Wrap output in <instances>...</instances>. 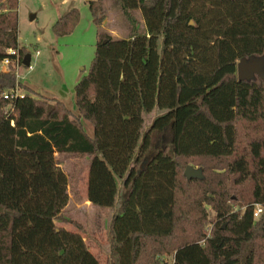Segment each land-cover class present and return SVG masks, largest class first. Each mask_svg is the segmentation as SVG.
I'll list each match as a JSON object with an SVG mask.
<instances>
[{
	"label": "trees",
	"instance_id": "trees-1",
	"mask_svg": "<svg viewBox=\"0 0 264 264\" xmlns=\"http://www.w3.org/2000/svg\"><path fill=\"white\" fill-rule=\"evenodd\" d=\"M19 1L0 0V62L29 53ZM115 2L124 38L102 28L105 0L89 2L98 40L76 111L35 91L5 99L28 87L0 71V264H102L64 226L82 228L65 216L84 199L71 157L88 159L87 200L113 211L106 264H264V82L237 75L264 51V0ZM80 18L71 8L54 34Z\"/></svg>",
	"mask_w": 264,
	"mask_h": 264
},
{
	"label": "rangeland",
	"instance_id": "rangeland-1",
	"mask_svg": "<svg viewBox=\"0 0 264 264\" xmlns=\"http://www.w3.org/2000/svg\"><path fill=\"white\" fill-rule=\"evenodd\" d=\"M105 3L108 14L106 23L104 22V27L102 26L103 30L113 38L127 37L130 27L115 0H105ZM88 4V0L19 1V42L28 49L34 65L32 70L27 66L20 68L19 81L28 87L21 90L22 92L33 95L35 91L46 98H57L65 102L71 110L76 111L75 86L90 71L98 40V28L92 21ZM73 6L81 14L77 27L69 35L56 36L53 25L58 20V11L64 15ZM134 14L140 20L143 30L144 24L140 13L136 11ZM37 51H40L38 55ZM86 125L87 131L91 133L92 126L88 122ZM61 166L70 179L83 170L79 184L86 199L88 159L71 157L64 160ZM112 214L111 208L88 205L84 199L79 207L73 197L65 214L67 219L75 221L82 228L72 223L64 226L71 231L81 232L91 252L102 264H106L110 251L106 232Z\"/></svg>",
	"mask_w": 264,
	"mask_h": 264
},
{
	"label": "water",
	"instance_id": "water-1",
	"mask_svg": "<svg viewBox=\"0 0 264 264\" xmlns=\"http://www.w3.org/2000/svg\"><path fill=\"white\" fill-rule=\"evenodd\" d=\"M30 61L31 54L28 53L25 55L23 61L25 66L28 67ZM237 75L239 81L252 83L262 80L264 82V51L262 53L242 57L237 63ZM185 175L189 180L192 178H204L202 169L196 168L192 165L187 166Z\"/></svg>",
	"mask_w": 264,
	"mask_h": 264
},
{
	"label": "built area",
	"instance_id": "built-area-1",
	"mask_svg": "<svg viewBox=\"0 0 264 264\" xmlns=\"http://www.w3.org/2000/svg\"><path fill=\"white\" fill-rule=\"evenodd\" d=\"M8 52L10 54H12L14 57L13 58L7 57V58L3 59V61L0 62V71L3 73H9L11 71V66H14L15 67V75L19 81L20 68L25 66V64L23 62L24 59L21 62V57H20L18 50H9ZM39 53L40 52L37 51V55ZM33 66L34 65L32 64V58H31L30 65L28 66V68L30 70H32ZM24 96H25V93L21 91V89L19 88L18 85L14 89H12L11 91H7L4 93V98L7 100H11V101L19 99V98H23ZM262 210H263V207L260 204H258L256 206L255 211H254V216L258 217L262 213Z\"/></svg>",
	"mask_w": 264,
	"mask_h": 264
},
{
	"label": "crops",
	"instance_id": "crops-1",
	"mask_svg": "<svg viewBox=\"0 0 264 264\" xmlns=\"http://www.w3.org/2000/svg\"><path fill=\"white\" fill-rule=\"evenodd\" d=\"M90 1H91V0H88V2H90ZM88 6H89V4H88ZM73 7H75V6H73ZM73 7H71V8H73ZM71 8H69L68 11H69ZM58 13H59V17H58V19H59L63 14H62L60 11H58ZM64 14H65V13H64ZM92 21H93V20H92ZM104 22L106 23V20H105ZM105 23H104V24H105ZM94 25H95V24H94ZM95 26H96V25H95ZM96 27H97V26H96ZM103 27H104V25H103ZM103 27H102V28H103ZM97 31H98V30H97ZM39 52H40V51H39ZM31 58H32V57H31ZM85 196H86V199H85V197H84V201H86V203H87L88 205H93L90 201L87 200V194H86ZM81 203H82V202H81ZM81 203H78V204H79V207H80V204H81ZM69 204H70V203H69Z\"/></svg>",
	"mask_w": 264,
	"mask_h": 264
}]
</instances>
